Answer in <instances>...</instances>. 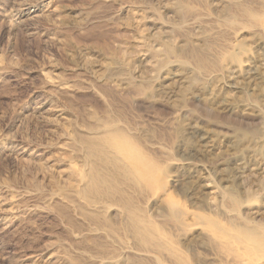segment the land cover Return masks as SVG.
<instances>
[{
  "label": "rangeland",
  "instance_id": "1",
  "mask_svg": "<svg viewBox=\"0 0 264 264\" xmlns=\"http://www.w3.org/2000/svg\"><path fill=\"white\" fill-rule=\"evenodd\" d=\"M111 130L147 242L87 190ZM208 222L264 241V0H0V264H264Z\"/></svg>",
  "mask_w": 264,
  "mask_h": 264
},
{
  "label": "bare ground",
  "instance_id": "2",
  "mask_svg": "<svg viewBox=\"0 0 264 264\" xmlns=\"http://www.w3.org/2000/svg\"><path fill=\"white\" fill-rule=\"evenodd\" d=\"M42 13L46 17H52L54 15V19H55L56 18L55 15L57 14V11H56V9H54L51 6H48L47 5V6H45L43 8ZM41 14H39V15H41ZM43 18H45V17H43ZM187 21H189V20H187ZM209 52H210V50H209ZM193 53L194 54H192V56L195 59L196 63L198 64V67L201 68V69H205V67H207L209 65V61H208L209 59H208V57L204 53H200L198 50H193ZM105 126L108 127V125H105ZM112 128L114 129V127H112ZM98 131H97V133L94 134L96 137H94V138H87L84 141V145H83L84 146V149H85V155H87L88 156L87 158H89V160H90V166H89L90 167L89 168V177H90V180L88 181L89 183H88L87 190H92L96 194L97 193L98 194L101 193V194H105L106 196H111V197H115V198L119 199V201H121V203L126 207L125 210L127 209V212H128L129 209H132V208L127 203V200H125V198L123 199V197H122L126 193L125 192V188H123L121 186V185H124V183H122V181H123V178L122 177L125 176V178H126V176L129 175L130 176L129 178L134 183H135V180H138L139 178L141 179L143 177H147L146 176L147 174L145 175L144 174L145 172L144 173L141 172L142 169L140 170V167H139L140 166L139 164L143 162V158H141V155H140L141 153L139 154L137 152V150L135 149V147L129 145V142H128L129 140L127 141V139H125L126 136L124 137L123 134L120 131L117 130L115 132V131H112L111 130L108 133H103L104 135L97 136L98 134L101 133V132H98ZM100 131H101V128H100ZM113 132H115V135L113 134ZM133 144H135V143L133 142ZM136 146H137V144H136ZM137 148H138V146H137ZM121 153L124 154V156L121 155ZM128 162H130V163H128ZM153 169H154V167H153ZM117 173L121 176V177L119 176L120 178L117 177ZM156 173H157V171H156ZM150 177H152V175H150ZM154 181H156V180H154ZM164 181H166V179ZM144 183H145V181H144ZM171 195H172V193H171ZM176 203L177 202H175V204ZM120 212H121V210H120ZM116 213H118V211ZM119 214H121V213H119ZM229 215H231V214H229ZM235 220H237V219H235ZM125 221H126V223L128 225L129 230H131L135 235L140 236L141 239H143L144 241L147 242L151 238L153 239V237H151L152 236L151 233L155 231L154 230L155 228L152 227L153 225L150 224V222L147 223L145 220L141 219L140 216L138 217V216L134 215L133 213H131L130 211L126 215V220ZM235 223H237V222H233V224H235ZM215 224L216 223L208 222L205 225V228L208 231H213L215 234H217L218 236H220L225 241V244H229V247H231L232 249H234V250H236V249L242 250V254L243 255L244 254L247 255V257L249 256L253 260H255L254 257H256V256L258 257L259 255H261V253H264V241L261 238H259L258 236L256 237L251 230H249V229L248 230H245L243 233H241V236H239V235H237L235 233H232L233 234L232 235L229 230H226L227 227H226V229H222L220 227H218V229H216L217 227L216 226L214 227ZM201 229H203V228H201ZM241 230H242V228H241ZM137 236H135V237H137ZM222 239H219V240H222ZM141 243H143V242H141ZM153 243H154V241H153ZM145 244L147 245V243L144 242V245ZM239 244L241 246H239ZM150 245L152 246V244H150ZM167 246H169V245H167ZM153 249H154V247H153ZM163 251H165V249H163ZM142 252H143V250H142ZM158 252H160V251H158ZM171 253H172V251H171ZM152 255H154V254H152ZM150 257H151V255H150ZM171 258H172V256H171Z\"/></svg>",
  "mask_w": 264,
  "mask_h": 264
}]
</instances>
